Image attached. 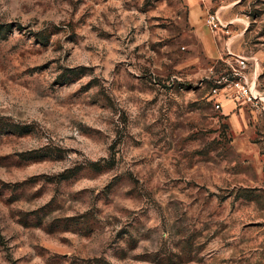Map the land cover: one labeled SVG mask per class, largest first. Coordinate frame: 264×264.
<instances>
[{"label":"rangeland","instance_id":"1","mask_svg":"<svg viewBox=\"0 0 264 264\" xmlns=\"http://www.w3.org/2000/svg\"><path fill=\"white\" fill-rule=\"evenodd\" d=\"M241 57L264 96V0H0V264H264Z\"/></svg>","mask_w":264,"mask_h":264},{"label":"built area","instance_id":"2","mask_svg":"<svg viewBox=\"0 0 264 264\" xmlns=\"http://www.w3.org/2000/svg\"><path fill=\"white\" fill-rule=\"evenodd\" d=\"M211 26L217 27V19L214 15H210L208 18ZM232 67V79L230 82L231 90L229 99L234 103L235 106L240 107L242 104H252L258 107L264 104L263 94L256 91L255 83H252L247 75V70L249 67L248 60L245 57L235 59V66L231 64ZM224 88H215L213 90V98L216 100V106L218 109H222L223 105L221 103V92Z\"/></svg>","mask_w":264,"mask_h":264},{"label":"crops","instance_id":"3","mask_svg":"<svg viewBox=\"0 0 264 264\" xmlns=\"http://www.w3.org/2000/svg\"><path fill=\"white\" fill-rule=\"evenodd\" d=\"M193 25H195L196 26V28H197V30H198V19L196 18L194 21H193ZM210 40L209 39H202V42H203V44H204V46H205V48L207 49V52H209V53H211V51H213V48H212V46L210 45V42H209ZM209 50V51H208ZM229 106V104L227 105V107Z\"/></svg>","mask_w":264,"mask_h":264}]
</instances>
